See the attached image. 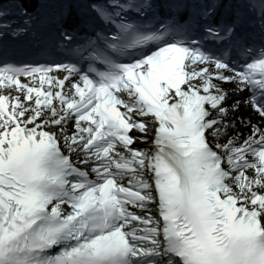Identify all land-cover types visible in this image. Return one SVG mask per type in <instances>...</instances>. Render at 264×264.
Segmentation results:
<instances>
[{"label":"snow or ice","instance_id":"snow-or-ice-1","mask_svg":"<svg viewBox=\"0 0 264 264\" xmlns=\"http://www.w3.org/2000/svg\"><path fill=\"white\" fill-rule=\"evenodd\" d=\"M44 7L0 0V264H264V0Z\"/></svg>","mask_w":264,"mask_h":264},{"label":"bare ground","instance_id":"bare-ground-1","mask_svg":"<svg viewBox=\"0 0 264 264\" xmlns=\"http://www.w3.org/2000/svg\"><path fill=\"white\" fill-rule=\"evenodd\" d=\"M240 129H241V130H243V128H242V127H241Z\"/></svg>","mask_w":264,"mask_h":264}]
</instances>
